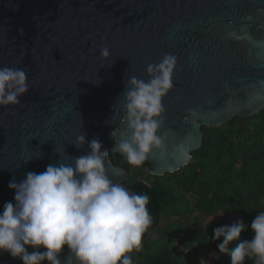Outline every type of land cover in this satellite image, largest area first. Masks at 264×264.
Here are the masks:
<instances>
[{
	"label": "water",
	"instance_id": "water-1",
	"mask_svg": "<svg viewBox=\"0 0 264 264\" xmlns=\"http://www.w3.org/2000/svg\"><path fill=\"white\" fill-rule=\"evenodd\" d=\"M165 53L177 67L163 98V147L146 160L155 175L189 161L202 126L264 109V0H0V67L23 68L29 85L21 104L0 107V212L15 203L13 178L86 155L88 143L74 144L81 134L125 158L111 133L126 128L127 79L147 82V66ZM109 154V178L136 194ZM68 255L65 245L62 264ZM0 264L23 261L0 251Z\"/></svg>",
	"mask_w": 264,
	"mask_h": 264
},
{
	"label": "clouds",
	"instance_id": "clouds-1",
	"mask_svg": "<svg viewBox=\"0 0 264 264\" xmlns=\"http://www.w3.org/2000/svg\"><path fill=\"white\" fill-rule=\"evenodd\" d=\"M100 55L110 56L107 46ZM176 67V57L165 53L159 63L147 66V82L134 76L127 79L120 118L126 128L119 139L116 130L111 135L115 140L112 150L132 166L142 165L154 149L163 147L158 135L166 111L163 98L174 86ZM27 81L23 68L0 67V107L21 104L19 97L29 90ZM189 113L193 118L198 115L195 109ZM85 143L90 151L73 158L71 164L48 165L41 173H25L19 183L14 178L9 182L15 203L5 202L0 212V251L23 264H62L59 256L67 245L66 264H133L129 253L140 251L142 238L153 223L150 197L132 194L121 183H114L106 168L109 150L102 151L98 139L87 142L85 134L74 144L79 148ZM248 227L239 218L213 229L211 239L223 238L216 247L230 257L231 264H245L246 258L264 264V211L251 222L252 238L240 240ZM233 241L239 242L230 247Z\"/></svg>",
	"mask_w": 264,
	"mask_h": 264
},
{
	"label": "trees",
	"instance_id": "trees-1",
	"mask_svg": "<svg viewBox=\"0 0 264 264\" xmlns=\"http://www.w3.org/2000/svg\"><path fill=\"white\" fill-rule=\"evenodd\" d=\"M201 131L202 144L189 161L163 175L149 173L146 161L132 166L110 152L112 162L128 172L125 184L150 197L153 223L140 251L129 253L133 264H206L211 250L218 258L208 264H231L216 247L223 238L211 237L215 227L239 218L249 226L240 240L252 238L251 222L264 211V109L247 119L236 115L215 127L202 126ZM245 264H255V259L246 258Z\"/></svg>",
	"mask_w": 264,
	"mask_h": 264
},
{
	"label": "rangeland",
	"instance_id": "rangeland-1",
	"mask_svg": "<svg viewBox=\"0 0 264 264\" xmlns=\"http://www.w3.org/2000/svg\"><path fill=\"white\" fill-rule=\"evenodd\" d=\"M155 237H156V234L152 236V238H155ZM217 256H218V253L216 251L211 250L209 251L208 257L204 261L206 264H208L209 262L212 261V258H215Z\"/></svg>",
	"mask_w": 264,
	"mask_h": 264
}]
</instances>
